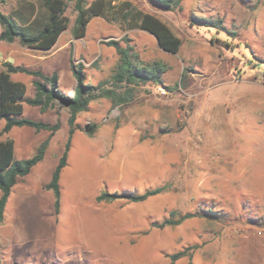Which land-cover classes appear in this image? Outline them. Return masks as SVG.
<instances>
[{
    "label": "rangeland",
    "instance_id": "rangeland-1",
    "mask_svg": "<svg viewBox=\"0 0 264 264\" xmlns=\"http://www.w3.org/2000/svg\"><path fill=\"white\" fill-rule=\"evenodd\" d=\"M114 1L145 8L180 40L179 51L164 52L148 34L109 23L121 30L128 43H120L131 47L137 64L161 65L162 85L138 86L133 101L120 107L95 99L76 119L98 127L91 136L80 130L71 136L57 213L44 186L70 127L66 118L53 120L59 129L42 162L18 179L8 198L0 264H264V242L253 240L264 236V0H183L173 11L148 0ZM26 3L35 1L0 0V13L11 15ZM66 5L63 39L76 16L73 1ZM87 36L79 43H88L85 60L101 54L93 45L97 31ZM69 53L68 63L55 67L63 96L75 82L77 44ZM111 68L98 57L85 69V83L107 79ZM23 116L33 119V112ZM20 131L3 138L15 142L14 158L25 160L49 133L18 140ZM158 187L165 190L140 203L96 201L103 191L142 194ZM171 211L198 216L153 227ZM184 249L185 257L170 259Z\"/></svg>",
    "mask_w": 264,
    "mask_h": 264
},
{
    "label": "trees",
    "instance_id": "trees-1",
    "mask_svg": "<svg viewBox=\"0 0 264 264\" xmlns=\"http://www.w3.org/2000/svg\"><path fill=\"white\" fill-rule=\"evenodd\" d=\"M26 3L24 7L16 9L11 15L0 13V41L17 43L21 47L49 51L58 37L64 32L69 24L65 16L67 9L66 1H73V10L76 14L71 28V36L74 40L85 36L86 27L92 18L99 17L108 23H114L122 31L138 29L152 35L158 47L167 53L176 54L180 48V40L175 37L170 29L159 19L151 14L137 9L131 2L122 1L115 3L114 0H94L86 6L85 0H34ZM157 7L165 11H173L183 0H150ZM206 26H214L224 30L218 23L205 21ZM214 24V25H213ZM122 42L128 43L125 37ZM107 47H112L117 55V62L111 71V75L96 85L85 83L84 67L81 63L71 62V70L76 81L74 95L62 96L58 92L57 74L44 75L39 70H30L23 66H14L9 62L2 64L0 71V225L4 221V212L8 198L19 178L30 174L33 168L42 162L46 148L51 137L59 129V123L49 124L43 121H35L23 116V104L38 107L42 113L55 105L66 108L69 112L68 125L69 138L64 151L54 168L49 182L44 186L53 194L54 210L57 213L60 207L61 188L60 178L63 169L67 166L68 152L70 149L71 136L75 130L82 131L91 136L97 129V124L80 126L76 123L78 114L89 110L90 102L98 98L110 100L113 107L129 104L134 98V89L146 83L162 85L161 74L163 69L157 62L149 65H139L134 61L132 49L128 45L122 46L120 41L108 40L103 42ZM26 74L35 78L33 87L35 94L32 98H26V87L23 83L14 82L10 74ZM29 127L36 133L46 131L49 133L35 151V154L25 160L14 158V142L12 139L3 138L13 128ZM165 187L147 190L142 194L131 191L122 193L101 192L97 202H113L126 200L131 203H140L148 198L162 193ZM197 213H179L171 211L165 219L155 223L153 227L162 229L174 227L185 220L197 217ZM187 249L181 250L170 256L172 261L187 255Z\"/></svg>",
    "mask_w": 264,
    "mask_h": 264
},
{
    "label": "crops",
    "instance_id": "crops-1",
    "mask_svg": "<svg viewBox=\"0 0 264 264\" xmlns=\"http://www.w3.org/2000/svg\"><path fill=\"white\" fill-rule=\"evenodd\" d=\"M148 1L151 3L150 0ZM143 11L145 12V8H143ZM91 30H95L98 33V36L93 41V45L98 47V52L101 54H94L91 56L89 60H85L81 56V54L83 53V50L87 48L88 43H86V45L83 43V48L79 47V43L82 42L83 40L86 41V36L88 32ZM65 31H67V29ZM131 32L134 34V36H138L137 35L138 33L136 32H143L144 34H148L140 30L138 31L132 30ZM68 33L69 34L64 36V39H63V35H62L63 32H62L60 36L58 37L54 47L49 51L32 50V49L21 47L17 43H6L3 41H0V71H2L3 69L2 64L4 62H9L14 66H23L30 70H34V71L39 70L46 76H51L53 73H56L57 78H58L57 86H59L58 85L59 76H58L57 71L55 70V67L58 64H63V61L65 64L68 63V60L70 57L69 50L70 48H72L74 44H77V50H78L77 56L76 55L74 56V62L81 63L84 67V71L86 68H91L92 63L95 60H97L98 57L99 58L103 57L104 59L108 60V65L112 67L111 69H113V67L115 66L117 62L116 52L112 47H107L106 45H104L103 42L111 40L112 38H114L117 41H120L123 34H121V30L118 27L107 23L102 18L95 17L89 21L86 27L85 36L82 39L74 40L71 36V30ZM126 34H129V32H126ZM148 35L151 36L154 40L152 41V46L153 45L158 46L156 39L152 35L150 34ZM115 57H116V60H115ZM10 79L14 82H20L25 85L26 98H32L34 96L35 94V89L33 87V81L35 80L34 77L26 75V74L16 73V74H10ZM68 80H69V77H68ZM75 86H76V81L73 84L70 81L65 97H72L74 95ZM58 92L62 95V93L59 90ZM30 107L31 109H28ZM58 108L60 107L55 105L53 108L48 109L46 112L42 113L38 107H32L27 104H23V114L25 113L26 110H31L33 112L32 120L43 121L42 119H45V121L43 122H46L49 124H52L55 118L68 119L69 112L66 108H61L59 110L60 117H57L56 112H58ZM81 114L82 113L78 114L77 118ZM20 129L21 131L19 133L18 140L19 139L21 140L24 138L26 139L30 138L32 134H39L41 132H46V131H41L39 133H36L33 129L29 127H20ZM14 145H15V142H14ZM257 236H260V237H258V239L257 237L254 238L253 239L254 242L258 240L259 243H263L264 239H262L261 237H264V236H262V233H258Z\"/></svg>",
    "mask_w": 264,
    "mask_h": 264
}]
</instances>
